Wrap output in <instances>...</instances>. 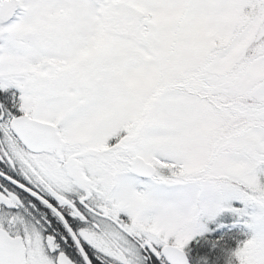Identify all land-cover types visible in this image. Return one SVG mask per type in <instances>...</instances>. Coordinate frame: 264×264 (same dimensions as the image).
Segmentation results:
<instances>
[{"label": "snow or ice", "instance_id": "6c2138e0", "mask_svg": "<svg viewBox=\"0 0 264 264\" xmlns=\"http://www.w3.org/2000/svg\"><path fill=\"white\" fill-rule=\"evenodd\" d=\"M0 264H264V0H0Z\"/></svg>", "mask_w": 264, "mask_h": 264}]
</instances>
